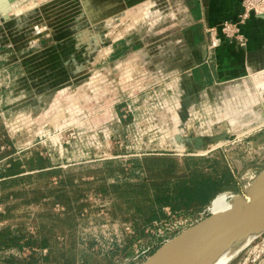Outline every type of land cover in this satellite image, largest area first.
<instances>
[{
  "label": "rangeland",
  "instance_id": "obj_1",
  "mask_svg": "<svg viewBox=\"0 0 264 264\" xmlns=\"http://www.w3.org/2000/svg\"><path fill=\"white\" fill-rule=\"evenodd\" d=\"M207 27L198 0H2L0 183L9 178L11 159L29 170L23 175L36 172L30 166L38 165L37 154L49 168L63 171L9 180L5 183L12 184L0 185V197L49 179L89 181L80 185L86 189L83 200L94 193L101 198L88 202L78 218L76 256L89 257L91 264H127L125 254L104 253L145 226L126 218L149 214L151 200L166 194L150 187L122 186L118 194L99 188L104 181L143 180L141 157L159 155L181 168L207 167L204 173L219 174L206 204L193 208L198 212L220 193H247L264 169V85L258 86L264 76L214 84L203 71L195 84L185 79L186 93L176 91L184 79L178 80L183 70L177 55L201 53L192 42L209 38ZM225 163L233 181L224 175ZM186 185L197 191L193 183ZM166 186L174 196L184 192L174 181ZM6 206L11 217L0 227L27 221L35 231L30 220L41 203L11 198L0 203V212ZM154 209L172 212L158 200ZM118 237L120 242L112 241ZM263 242L264 233L225 264H258ZM70 247V242L56 246L54 264L72 256ZM14 254L24 256L17 249Z\"/></svg>",
  "mask_w": 264,
  "mask_h": 264
},
{
  "label": "trees",
  "instance_id": "obj_2",
  "mask_svg": "<svg viewBox=\"0 0 264 264\" xmlns=\"http://www.w3.org/2000/svg\"><path fill=\"white\" fill-rule=\"evenodd\" d=\"M38 165L30 166V170H37L34 173L23 175L27 170L26 168L21 169L23 165L19 160L11 159V166L8 168V174L4 183L0 185H8L12 183H5L9 180H19L26 177L35 176H51L54 173L62 172V169L55 170L49 168L44 161L46 158L37 154ZM168 157L159 155H147L143 157V163L141 166L146 173V177L139 182H123V183H108L104 181L101 184L99 190L101 192L108 193L112 191L118 194V190L122 186L137 187V188H148L154 189L156 195L166 194L164 198H158L159 202H164L171 206L173 212H180L183 214H196L199 210L193 209L197 205L206 204L207 196L209 191H212V180L220 177L219 174H210L209 172L204 173V167L200 171L196 168L188 167L181 168L179 164L174 160L170 159L168 164H160L159 161L169 160ZM223 160L226 161L224 158ZM30 163V161H27ZM193 173L202 174V179L190 178ZM204 173V174H203ZM224 175L228 178V182L234 180V175L228 164L225 163ZM69 176V174H67ZM204 177V178H203ZM64 179H61V183L51 182L49 179L43 186L26 185L19 188V191L10 190L3 197H0V203H4L11 198L24 197L27 204L41 203L42 209L38 211L34 217L30 220L36 229L34 232L28 230L27 221H19L14 226L12 222H8L0 227V264H54L52 256L56 250V246L62 243L64 246L67 242H70L72 256L65 257L63 263L57 264H76V261L82 259L86 263L91 264V259L85 255H80L79 258L76 256V246L78 234L76 228L79 224V217L88 202L84 201L83 198L86 195V189H81V184H86L89 181L80 180V183H63ZM174 181L183 187L184 192L181 196H174L171 193H166L167 184ZM187 183H193L192 187L197 188V191H189ZM72 187L77 189L78 192L71 194V190L68 188ZM187 190V191H186ZM179 191L180 188H179ZM31 195V196H30ZM30 196V197H29ZM157 200L152 199L150 204L152 209L150 213L143 215L139 214L133 218H126L135 220L137 225L150 224L156 219L166 216L154 209ZM63 206V211H55L57 205ZM6 213L0 212V222L3 219L9 218L11 211L10 207L6 206ZM141 228V227H140ZM139 229V228H138ZM144 230L139 229L137 235L129 238L124 247L117 249L112 252V255L119 253L130 255L132 254V245L135 239L143 236ZM62 236L60 240L58 237ZM24 248H30L31 252L27 256H21L14 254L11 250L22 251ZM44 249H47L44 252ZM130 249V250H129Z\"/></svg>",
  "mask_w": 264,
  "mask_h": 264
},
{
  "label": "crops",
  "instance_id": "obj_3",
  "mask_svg": "<svg viewBox=\"0 0 264 264\" xmlns=\"http://www.w3.org/2000/svg\"><path fill=\"white\" fill-rule=\"evenodd\" d=\"M203 5L205 21L208 25H218L224 19H235L241 10L242 0H198ZM245 40L241 43L222 38L218 47L212 48L209 38H194L195 48L201 53L190 51L179 54L176 60L183 70V84L176 91L186 93L185 79H191L195 84V75L205 72L209 81L214 84L234 82L248 78L264 76V14L252 16L243 27ZM171 57V55H168ZM174 57L171 58L173 60ZM173 63H171L172 65ZM264 82L258 83L263 86ZM185 96V95H184ZM143 163V157L140 158ZM79 235V234H78ZM258 264H264L263 260Z\"/></svg>",
  "mask_w": 264,
  "mask_h": 264
},
{
  "label": "water",
  "instance_id": "obj_4",
  "mask_svg": "<svg viewBox=\"0 0 264 264\" xmlns=\"http://www.w3.org/2000/svg\"><path fill=\"white\" fill-rule=\"evenodd\" d=\"M249 196V197H248ZM264 225V169L230 209L212 213L174 236L143 264H213L254 227Z\"/></svg>",
  "mask_w": 264,
  "mask_h": 264
},
{
  "label": "built area",
  "instance_id": "obj_5",
  "mask_svg": "<svg viewBox=\"0 0 264 264\" xmlns=\"http://www.w3.org/2000/svg\"><path fill=\"white\" fill-rule=\"evenodd\" d=\"M264 14V0H242L241 1V10L238 13L235 19H224L218 25H208L207 33L210 40V45L212 48L218 47L221 44L222 38H227L230 41L235 42H243L245 40V34L243 32V27L246 23L251 19L252 16L255 15H263ZM238 194H241L247 197V193H231L229 195L236 197ZM97 198H101V194L94 193L86 196L85 200L89 203H93V201ZM64 207H57L56 210L63 211ZM85 211L82 212L84 214ZM212 208L209 206L208 208L200 211L196 214H183L180 212H168L166 216L161 217L159 219L154 220L150 224H147L143 227L144 234L141 237L135 239L132 246V254L125 256V260L127 264H143L158 248H160L163 244L171 240L174 236L181 233L182 231L188 229L193 226L197 222L211 215ZM137 235L136 231H132L130 235L127 236V239L124 241V247L129 238H132ZM60 240L63 239L62 236L58 237ZM121 238L112 239L119 242ZM97 245V244H96ZM98 246V245H97ZM122 247L114 246L111 248V252L104 253V255L110 256L112 252L120 249ZM259 246H257L258 248ZM103 248L100 247V250ZM258 257H260L264 253V242L261 245V249H259ZM15 250H11V252ZM47 249H44L46 252ZM257 251V250H256ZM23 252L24 256H27L31 250L30 248H24L22 251H18V254ZM102 252H104L102 250ZM258 252V251H257ZM111 257V256H110ZM78 264H89L79 260Z\"/></svg>",
  "mask_w": 264,
  "mask_h": 264
},
{
  "label": "bare ground",
  "instance_id": "obj_6",
  "mask_svg": "<svg viewBox=\"0 0 264 264\" xmlns=\"http://www.w3.org/2000/svg\"><path fill=\"white\" fill-rule=\"evenodd\" d=\"M2 0H0L1 6ZM250 186V185H249ZM248 186V187H249ZM249 197V196H248ZM233 196L227 193L218 194L211 203L212 212L217 214L230 209L232 205ZM262 233H264V225L254 227L245 236H243L237 243H235L231 248L225 251L213 264H225V261L236 256L238 252L244 247V249L249 246L255 239H257Z\"/></svg>",
  "mask_w": 264,
  "mask_h": 264
}]
</instances>
